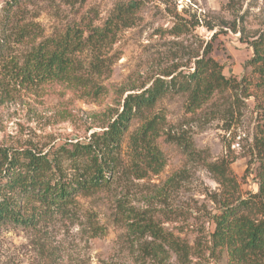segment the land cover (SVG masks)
<instances>
[{
    "label": "rangeland",
    "instance_id": "obj_1",
    "mask_svg": "<svg viewBox=\"0 0 264 264\" xmlns=\"http://www.w3.org/2000/svg\"><path fill=\"white\" fill-rule=\"evenodd\" d=\"M12 1L0 0L3 148L46 152L87 141L107 124L121 89L137 92L162 73H188L208 44L226 77L248 78L250 41L264 33V0H20L11 18ZM116 4L137 6L135 24L123 28L100 57L82 53L85 67L74 81L25 89L2 74L4 56L14 54L21 60L34 44L32 39L13 41L22 21L39 25L38 42L68 24L102 25ZM255 81V95L217 92L193 113L186 109L188 92L166 94L151 111L165 116L158 139L163 166L129 172L125 181L81 196L74 218L55 216L36 227L1 225L0 264H229L226 253L212 249L214 216L221 210L225 189L207 163L229 162L236 197L247 199L260 192L264 86ZM141 123L131 122L122 144L126 163L132 162L129 136ZM173 137H189L194 152L188 153ZM118 201L124 207L119 208ZM130 212L156 222L180 250L150 233L132 234L126 223Z\"/></svg>",
    "mask_w": 264,
    "mask_h": 264
},
{
    "label": "trees",
    "instance_id": "obj_2",
    "mask_svg": "<svg viewBox=\"0 0 264 264\" xmlns=\"http://www.w3.org/2000/svg\"><path fill=\"white\" fill-rule=\"evenodd\" d=\"M19 4L20 0L10 3L11 18L14 6ZM137 12L134 4H116L102 25L68 24L60 33L38 42L42 36L39 25L22 21L13 41L32 39L34 44L21 60L14 54L2 55V74L25 89L72 82L79 77V68L85 67L81 54L88 51L90 56L100 57L123 28L135 24ZM253 37V56L249 60L252 73L248 78L226 77L223 66L210 55L212 46L208 44L196 56L188 73H162L137 92L121 89L118 107L107 124L103 130L94 131L87 141L46 152L0 147V226L12 223L36 227L55 216L74 218L81 196L125 181L129 172L158 171L164 162L158 139L165 116L151 113L157 102L171 92H188L186 109L193 113L217 92L233 90L245 97L255 95L251 91L253 79L255 84L264 86V33ZM4 47L3 41L1 50ZM134 119L142 123L129 136L132 162L126 163L122 144ZM173 138L188 153L194 152L189 137ZM207 168L225 189L221 210L214 216L213 252L226 253L229 264H264V162L259 173L260 192L247 199L235 196L237 182L227 160L208 162ZM121 202L118 201L119 208L124 207ZM128 218L131 219L126 223L135 236L150 233L180 250L179 243L145 215L130 212Z\"/></svg>",
    "mask_w": 264,
    "mask_h": 264
}]
</instances>
